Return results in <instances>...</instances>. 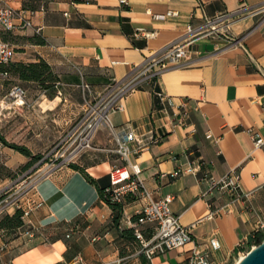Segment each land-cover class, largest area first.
<instances>
[{
	"label": "crops",
	"instance_id": "1",
	"mask_svg": "<svg viewBox=\"0 0 264 264\" xmlns=\"http://www.w3.org/2000/svg\"><path fill=\"white\" fill-rule=\"evenodd\" d=\"M2 5L32 14V27L6 35L17 52L15 62L42 59L63 86L87 83L103 93L147 56L186 35L188 25H200L204 17L242 5L264 6V0H0ZM170 11L178 16L168 17ZM232 35L234 46L226 38L198 40L192 65L144 84L112 117L115 126L131 124L140 134L158 129L165 136L139 156L131 155V163L139 166L140 179L154 201L173 198L172 211L183 226H192L196 243L217 236L221 249L212 255L217 264L238 253V243L264 223V147L257 149L249 133L254 130L264 139V15L235 25ZM158 92L178 104L188 102V126H164L175 118V111L169 106L161 111ZM100 133L96 147L111 148L109 132ZM122 165L117 156L108 155L100 163L82 166L86 173L63 167L39 181L30 195L46 204L29 221L53 223L49 242L28 241L21 234L27 227L8 240L0 230V264H189L193 245L168 251L153 262L140 254L127 221L146 205L143 196L126 197L122 220L114 222L113 210L87 175L111 186L113 166ZM197 166L195 174L175 175ZM231 171L240 175L243 191L252 195L210 219L212 210L229 200L217 193L204 198L205 179ZM15 213L11 210L7 216ZM71 223L78 230L67 238Z\"/></svg>",
	"mask_w": 264,
	"mask_h": 264
},
{
	"label": "built area",
	"instance_id": "2",
	"mask_svg": "<svg viewBox=\"0 0 264 264\" xmlns=\"http://www.w3.org/2000/svg\"><path fill=\"white\" fill-rule=\"evenodd\" d=\"M120 3L128 4V0H120ZM200 8L203 9L202 3H200ZM262 13H264V6L242 5L231 12L222 13L215 17H204L202 24L188 25L186 35L162 50L147 56L140 65L131 70L128 77L123 80H115L103 93L94 92L87 83L80 86L84 95L85 109L82 118L73 131L76 139L73 143L72 159L78 158L82 153L96 150L117 156V159L124 163L122 166H113L110 172L111 186L106 190L107 198L113 203L119 204H124L128 196L135 198L143 196L147 199L146 205L138 213L137 220L134 221L130 218L127 224L130 229H133V235L140 245V254L144 255L150 262L168 251L182 250L193 245L188 260L189 264H217L212 255L221 249V243L216 235H213L205 244L196 243L192 235V226H183L180 218L172 211L171 202L173 198L167 196L162 200L154 201L140 179L139 166L131 163V155L139 156L142 152L163 142L165 136L160 134L158 129L140 134L131 124L115 126L112 117L124 110L125 100L142 88L144 84L157 80L166 71L192 65L195 54L193 47L198 40L226 38L231 41L230 46H234L237 41L232 35L233 27ZM31 15L28 11L17 10L7 5L0 7L1 65L8 66L13 63L17 54L15 47L4 37L9 33L32 27ZM167 16L176 17L178 14L170 11ZM152 36L154 34H146L148 38ZM3 76L7 77L9 74L5 73ZM26 97V91L18 85L13 86L9 93V98L18 107L25 105ZM156 97L161 111L166 110L167 106L175 111V118L167 122L165 127L174 130L177 127L188 126L191 113L187 101L178 104L173 97L164 92L156 93ZM101 131L109 132V143L113 145V148L94 147V141ZM249 133L255 147L257 149L263 148L264 139L261 135L254 130H250ZM210 137L211 135H208V138ZM198 169V166L190 167L176 172L175 175L195 174ZM48 176L36 179L28 189L23 191L19 189L16 197L9 196L0 200V217L9 214L11 210L22 212L21 219L24 223L22 228L27 227V229L21 234L28 241L40 239L44 243L49 242L48 230L53 223L44 221L33 224L29 221L31 215L46 204L45 200H35L30 194L36 190L37 183ZM205 181L208 184V190L203 193L204 198H209L217 193L220 198H228L229 200L225 206L212 210L208 216L210 219L219 214L221 209L228 211L230 204L249 199L252 195L250 192L243 191L241 177L236 171H231L219 178L207 177ZM3 196L5 195H0V199ZM103 201L107 204L105 200ZM210 206H214L212 201H210ZM77 230L78 226L72 224L70 233L66 237L70 238L71 234ZM260 236L264 238V223L257 225L249 238L238 243V254L246 255L248 250L257 247Z\"/></svg>",
	"mask_w": 264,
	"mask_h": 264
},
{
	"label": "rangeland",
	"instance_id": "3",
	"mask_svg": "<svg viewBox=\"0 0 264 264\" xmlns=\"http://www.w3.org/2000/svg\"><path fill=\"white\" fill-rule=\"evenodd\" d=\"M262 15L264 13L257 17ZM15 85L27 93L24 106L14 105L9 98ZM84 109V95L79 87L57 83L54 89L45 90L39 83L23 81L12 72L7 77L0 74V135L8 143L0 140V195H5L0 200L16 197L19 189H28L36 179L50 176L60 168H71V165L87 167L102 162L108 155L114 156L90 150L72 159L76 139L73 131ZM106 144L104 142L105 146L113 148ZM12 145L27 148L30 156L21 154ZM96 145L97 138L95 148ZM6 216L0 217V223ZM2 235L8 240L11 233L6 231ZM241 256L233 254L223 264H236Z\"/></svg>",
	"mask_w": 264,
	"mask_h": 264
},
{
	"label": "trees",
	"instance_id": "4",
	"mask_svg": "<svg viewBox=\"0 0 264 264\" xmlns=\"http://www.w3.org/2000/svg\"><path fill=\"white\" fill-rule=\"evenodd\" d=\"M7 40L6 36L4 37ZM43 43V41H40ZM9 72L14 73L19 77V79L23 81H33L39 83L43 89L48 90L50 88L54 89L57 83H60V79L58 75L54 72V70L50 67L48 63L44 60L40 59L36 63H22L16 62L11 63L8 66L0 64V74H9ZM0 140H2L6 145L8 144L6 140L0 135ZM12 148L20 152L21 154L29 157L30 151L25 147H18L12 145ZM71 168L76 171H82L86 173V170L80 165H71ZM89 177L90 182L98 188L100 197L107 202V204L111 207L114 212V222L119 225L120 221L122 220L124 214V204L113 203L109 200L108 194L106 190L110 188V185L103 186L100 182L93 177L87 175ZM129 201V199H128ZM22 212L16 211L13 216H6L3 221L0 223V230L7 231L9 233H15L17 229L24 226V223L21 219ZM138 215L133 217V220L136 221ZM133 232V229H131ZM263 241V236H260L259 244Z\"/></svg>",
	"mask_w": 264,
	"mask_h": 264
},
{
	"label": "water",
	"instance_id": "5",
	"mask_svg": "<svg viewBox=\"0 0 264 264\" xmlns=\"http://www.w3.org/2000/svg\"><path fill=\"white\" fill-rule=\"evenodd\" d=\"M236 264H264V241L248 252Z\"/></svg>",
	"mask_w": 264,
	"mask_h": 264
},
{
	"label": "bare ground",
	"instance_id": "6",
	"mask_svg": "<svg viewBox=\"0 0 264 264\" xmlns=\"http://www.w3.org/2000/svg\"><path fill=\"white\" fill-rule=\"evenodd\" d=\"M242 257H243V256H242ZM242 257H241V258H242ZM241 258H240V259H241ZM238 262H239V261H238ZM238 262H237V263H238Z\"/></svg>",
	"mask_w": 264,
	"mask_h": 264
}]
</instances>
